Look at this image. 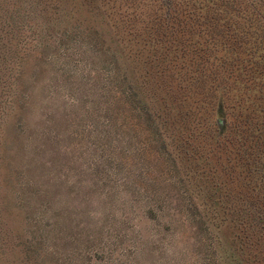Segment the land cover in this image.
Returning a JSON list of instances; mask_svg holds the SVG:
<instances>
[{"label":"rangeland","instance_id":"374dc122","mask_svg":"<svg viewBox=\"0 0 264 264\" xmlns=\"http://www.w3.org/2000/svg\"><path fill=\"white\" fill-rule=\"evenodd\" d=\"M224 57L237 68L220 66ZM105 58L143 104L108 80ZM263 59L264 0H0V264H221L235 233L218 230V246L189 219L151 122L165 124L172 151L184 143L167 135L171 124L182 138L199 134L178 155L188 188L198 167L224 180L235 132L262 96ZM105 114L117 134L95 144L93 126L77 124ZM216 117L234 142L213 136ZM120 166L129 180H118ZM199 194L201 208L209 197ZM39 228L48 236L33 254L27 237Z\"/></svg>","mask_w":264,"mask_h":264},{"label":"trees","instance_id":"16d2710c","mask_svg":"<svg viewBox=\"0 0 264 264\" xmlns=\"http://www.w3.org/2000/svg\"><path fill=\"white\" fill-rule=\"evenodd\" d=\"M64 35L65 33L62 32L61 39L64 37ZM71 39H75L74 41L77 42L75 34L71 35L69 41ZM105 59L106 67L109 71H111L114 65L108 61L109 59ZM221 60L222 61L219 62V64L222 65L220 66L227 65L237 68V64L234 61L235 59L232 60L231 57H224ZM232 63L236 65L232 66ZM262 67L263 68L258 71V75H261L264 72V64H262ZM116 74L117 75H114L112 70L108 75V80L120 90L125 91L127 89V92H129V97L132 99L131 102L133 105L141 103L142 100L137 96V91L133 90L131 93L125 85L126 82L124 81V78H122V75L120 77L118 72ZM250 75H252L251 70L250 68H247V81L248 83H254L256 77ZM214 77L215 76L213 73V76L209 78L211 83L214 81ZM15 78L16 77H14V79ZM104 82L100 84L102 92L104 91L102 89ZM221 83L222 82L217 81L216 85H220ZM211 89L216 91L218 90V86H212ZM14 91L16 92V89ZM93 94L95 96V93ZM16 97L17 96L15 95L13 100H17ZM215 106L216 110H214V112L218 114L220 113L222 116L221 101L218 100ZM249 110H251V118L243 119L245 122V129L242 130L241 128L238 129V132H235V136L233 138L239 137V140L235 142L234 145H231L235 146V154H237L238 146L236 144H239L238 160L231 164L228 163L225 166V172L223 170V174L221 175L224 177V180L220 176L215 175L213 171L210 170L212 167H209V169L206 170L202 169L203 171H201V168L198 167L195 168L193 172L191 171V176H189V178H193V182H191L189 188L187 186L188 182H185L186 180L188 181V177L185 173H181L178 164V162L182 163L184 157L181 156L180 158L178 155H183L185 152L184 148L186 144H188L187 141H184L186 140L185 138L190 137L193 139L196 136L199 137V134L193 132L194 130H188V132H186L187 135L182 138L184 131L181 130L180 127L173 128L171 124V126H169L170 131L167 133V135L173 138L174 136L172 132L177 133L179 141L184 143L183 146L182 144L178 145L174 141H171V145L173 147L172 151L166 147V144L162 138L164 134L162 129H166L165 124L162 121H155L153 119L151 122L153 127V136L157 142V148L164 155L170 165V184L178 182L179 186L177 189L181 188L187 196L186 199L188 201H186V199L184 200V202H188L186 203L187 208L184 209L187 211V214L190 213L189 219L191 221L196 220L199 224L204 225V229L206 227V229L210 231L214 241L218 246L221 244L220 237L218 236V233H216L219 232L218 230H220L222 227L232 228L231 230H233V233H235L232 234V238H230V241H228L227 245H225L223 248L222 257L219 256L221 264H264V146H262V142H264V88H262V96L257 98L256 104L254 107L251 106ZM255 111L261 113L262 117L255 118ZM105 116H107V114H105ZM91 119L86 122L81 118V121L77 124V126L81 127V132L85 127H87L88 124L93 126L91 129H94V131L89 134V137L87 136L86 139L90 141L95 139V144L98 143L100 139H103L104 143L110 140L114 141L118 130L117 120L114 118H109L108 116L105 118ZM226 120V118L222 117L212 118V120L210 119L211 123L213 122L212 124H214L216 131V135L213 136L215 138L218 137L217 139L223 137V139L229 141L232 140L234 142L232 137L228 138L226 136L230 134L228 125H226ZM208 130L209 133L212 134L211 130ZM195 134L197 135L194 136ZM81 137L85 138L82 135ZM246 139L247 151L244 149ZM223 149H225V144H221V146L218 148V151H223ZM100 154L102 155V153ZM110 159L111 158L107 157L106 154L105 157H103V160H105V162L108 164H111ZM117 165L119 166V163ZM234 168L239 169L236 175ZM116 172L118 180H122V182H124V180H129V176L131 175L129 172L126 174L125 171L122 170L121 166L118 168L116 167ZM243 173H245V179L244 176L240 177V175ZM183 174H185V177ZM102 178H107V176L103 173ZM200 192H203L201 196L202 199L207 200V197H209V200H207L209 202L207 203L206 201H199L201 208H198V204L193 201V197L194 194L197 195ZM16 193L17 192L14 193V196ZM26 193L27 195L30 194L29 191H26ZM47 236L46 230L44 231L42 228H39L38 232L33 234L31 238L28 239L27 237L28 244L33 248V254H38V247L42 244L45 245ZM43 238L44 240H42ZM84 240L87 241V239ZM89 240L91 241L92 239L89 238ZM209 244L211 243L205 244L207 246L206 249H210ZM212 253L213 252L211 251V257L213 259Z\"/></svg>","mask_w":264,"mask_h":264}]
</instances>
